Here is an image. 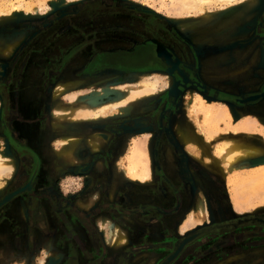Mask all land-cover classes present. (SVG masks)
<instances>
[{"label": "flooded vegetation", "instance_id": "obj_1", "mask_svg": "<svg viewBox=\"0 0 264 264\" xmlns=\"http://www.w3.org/2000/svg\"><path fill=\"white\" fill-rule=\"evenodd\" d=\"M262 11L257 17L255 35L264 51ZM81 12L82 9L78 14ZM108 15L73 16L72 21L64 15L59 19V32L52 37L43 32L56 21L47 23L44 25L46 29L40 28L25 40L26 51L21 66L30 64L28 67L32 69L19 70L20 80L16 81L17 87H21L24 81L25 95L16 91L14 94L7 93L10 97L1 99L5 120H10L7 131L13 138L23 136L26 143L24 145L14 139L17 148L31 155L36 152L31 144L34 145L45 125L42 90L47 87L49 79L93 80L112 73L125 76L130 71L166 72L169 65L141 55V51L144 53L146 48H150L147 54L151 56L156 45L160 44L166 49L173 47L180 55L173 54L178 64L169 74L170 86L154 98L153 109L148 113L106 123H86L84 130L98 128L107 139L99 149L88 145L78 147L79 158L83 160L75 167L80 171L78 177H83V183L87 184L84 193L68 198L57 193L37 191L36 167L31 179L9 196L0 198V209L8 203L20 206L22 201L18 197L29 192L27 199L24 197L23 200L27 223L24 232L6 246H0V264L7 263L13 255L18 258V252H46L43 245H38L40 239H49L60 252L55 257L48 256L46 252L42 264H206L212 254L221 255L230 244L236 247L239 241H231L228 233L231 229L254 226L258 220L264 222V217L255 216L224 220L220 218L223 212L211 209L217 220H206L178 234L177 220L186 208L194 206L197 198L195 191L200 182L198 178L204 173V166L186 151L175 134V127L189 126V122L180 120L187 92H198L206 98L226 100L236 106L255 105L264 102V79L254 90L242 94L208 86L200 79L191 58L186 62L185 51L188 49L176 37L172 26L160 18H148L144 11L130 9L126 5L112 8ZM65 18L68 21L63 20ZM143 41L147 43L141 44ZM132 50L137 53V59L131 63L122 61L121 56ZM21 53L12 58L9 76ZM181 57L182 60L179 59ZM156 62L161 64V68L155 67ZM5 82H0L2 96L7 89ZM145 131H150L152 137L151 182L142 185L122 175L113 183L112 164L124 150L128 135ZM85 199L91 200L87 207L78 203ZM103 218L111 225L118 224L122 228L124 242L112 243L111 234H105L100 228ZM11 222L9 219L10 234L14 231ZM242 235L247 238L257 236L252 229ZM260 237L264 238V231H261ZM200 250L204 253L199 257L196 252Z\"/></svg>", "mask_w": 264, "mask_h": 264}, {"label": "rangeland", "instance_id": "obj_2", "mask_svg": "<svg viewBox=\"0 0 264 264\" xmlns=\"http://www.w3.org/2000/svg\"><path fill=\"white\" fill-rule=\"evenodd\" d=\"M174 1L175 0H0V82L5 80L4 87H7L4 91L5 95L2 96L0 94V145L2 143L3 152L9 153L14 159L16 170L4 184L5 186L0 194V198L7 195L9 196L13 190H16L25 184L28 179H31L32 172L36 167L38 169V182L35 185L37 191L49 194L57 193L68 198H73L74 194L78 195L84 193V186H87V184H85V182L83 183V177H78L80 171L75 167L77 162L83 160L79 158L77 152L78 147L81 146L80 144L85 145L90 143L93 149H97L101 144L99 139L103 140L102 142L107 139V136L100 133L102 130L98 128L92 129L93 132L89 137L87 136L88 138L84 137L86 123H106L125 116H136L138 114L148 113L153 109L152 102L154 98L164 92V90L168 88V85L170 86V75L167 72H139L129 73L125 76L112 73L99 76L93 80H71L68 77L65 78V80L57 79L56 77L49 79L47 87H44L45 89L42 90L44 114L46 118L45 125L34 145L31 144L32 148L36 149V152L31 155L29 152H24L17 148L14 139L26 145L24 137L16 135L13 138L10 136L7 131V126L10 127V120H5V115L1 109V99L10 97L7 93L14 94V92L17 91L20 95H25L24 93L26 90L24 88V81H22L23 84H21V87H17L16 82L20 80L18 78L19 70L25 69L26 71L32 69L28 67L30 64H27L26 67L24 64L21 66V62L24 60L23 55L26 51V49H24L26 44L24 43L25 40L34 32L39 31L40 28L42 30L46 29L47 26L44 25L47 23L56 21L43 32L48 34L49 37H52L53 34L59 32V23L61 22L59 19L64 15H66L68 19H71L73 16L106 17L109 16L108 13L111 12V9H115L118 5H126L130 7V9L134 8L144 11L146 17L160 18L166 24L170 21L179 28L187 27L201 32L211 27L213 22H217L220 10L223 9L219 5H211L208 8L205 7L204 12H197L193 9L179 11V7ZM258 1L259 0H245L237 4V7L248 6L253 10ZM48 8H50V11L47 10ZM238 8H236L235 11L238 10ZM81 9L82 12L78 14ZM262 10L263 9L260 10L259 15L263 12ZM112 12H114V10ZM206 12H209L207 16L204 15ZM67 18L63 20H67ZM231 20L234 19L225 21L226 24L232 25L233 21ZM67 21L64 22L67 23ZM212 37L213 36L210 35L204 39H212ZM34 40H38V37ZM148 50L150 51L151 49L148 48ZM19 53H21V57L17 59L15 67L9 76V64L12 58ZM48 53L51 54L50 51H48ZM147 74H154L160 79L156 94L131 101L124 110L120 108H107L99 117H95L93 120L86 122L77 119L73 120V118L71 120V115L69 114L54 115L56 107L73 109L78 108L80 105L92 104L93 102L97 105L115 102L116 99L122 95V91H120L121 85L136 83ZM57 85L63 87L61 92L56 95L55 89ZM197 94L200 93L189 91L183 98V109L188 116L190 126H183V129L184 132L189 133L191 138H194V140L190 141V143L185 146V149L194 159L198 160L200 164L202 163L201 165L204 166V173L198 178V182H200L198 184V189L195 191L197 198L195 199L194 206L192 208L191 206L190 208L188 207L189 209L186 208L182 216L177 220L176 229L178 234L182 233L185 229L202 224L206 220L213 222L217 220L211 209H218L223 212L220 218L224 220H234L244 216L264 217V182H252L248 179V175H246V173L255 170L254 167L261 164H255V158H253L247 162L246 160H241L237 162L233 168L224 161L227 152V147L224 148V142L231 139H249L256 145L264 148V122L254 117H249L248 115L235 121V116L227 107L230 112L229 115L231 116L232 124H228V122L222 118L219 128L214 127V125H207L208 119L204 118L199 110H194L192 108L193 105H195L194 102ZM208 101L213 103V106L216 108H218L220 103H223L214 100ZM246 124L247 126H244ZM236 127L243 128V131L238 130L236 133L234 131ZM150 133V131H145L128 135L124 150L114 158L112 164L113 183H116V180L120 179L122 175L135 181V179L129 177L125 173L127 168L126 160L132 154L135 144L142 140L147 141L146 147L147 152L149 151V167L152 178V137ZM65 137H71L73 139L72 144H68L66 147H64L61 142ZM145 137L148 138V140L145 139ZM213 162H217V168L213 167ZM241 175H243L242 179L239 177ZM150 182L151 180L144 184L138 183L145 185ZM234 188L237 189L234 190ZM28 194L29 192L27 191L18 197L19 200L21 199L22 201L20 202V206L8 203L0 209V246H6L10 240H14L17 236L20 237L24 232L23 228L27 223L25 222L26 204L23 200L24 197L27 199ZM85 198H88V196ZM199 201L205 202L206 205H204L207 211L203 214L202 218H199L197 221L198 224L191 225L193 223L192 218L198 215L195 208ZM90 202L91 200L89 199L78 201L83 207H87ZM6 216H9V218H6ZM9 219H11V223L14 224V231L11 234L9 233ZM98 222L100 223V220ZM100 228L103 229L105 234H111L110 237L113 244L116 245L121 243H116L113 240L115 230L117 228L122 229L118 224L111 225L109 221H106V218H103V222L100 223ZM248 229L255 230L257 236L255 238L243 236L242 234ZM261 231H264V222L261 223L259 220L254 226L231 229L230 232H228L231 241H239L236 243V247H232V244H230L223 253H220L221 255L212 254V258L206 264H264V238L260 237ZM45 253L46 252L40 254L35 252L34 254H30V252L25 251L18 252L16 253L18 258H16L15 255H13V258L11 255L12 259L6 264H25L23 258L28 256L32 257L33 264H42L41 261H43L42 259ZM201 253H204L203 250L196 252V255L200 257ZM19 256L21 258H19Z\"/></svg>", "mask_w": 264, "mask_h": 264}, {"label": "crops", "instance_id": "obj_3", "mask_svg": "<svg viewBox=\"0 0 264 264\" xmlns=\"http://www.w3.org/2000/svg\"><path fill=\"white\" fill-rule=\"evenodd\" d=\"M262 6L258 1L253 10L248 6H244L238 8L236 12L229 16L222 17L219 14L217 22H213L211 27L205 29L206 31L204 32L187 27L179 28L176 24L168 22L174 28L176 37L180 40L181 44L188 49V51H185L186 62L191 58L193 64L197 67L200 79L205 84L225 92L242 94L254 90L261 80L264 79V51L255 35L256 21ZM229 19H234L231 20L233 21L232 25L226 24L225 21ZM210 35L213 36L212 39H204ZM152 40L158 42L157 39ZM140 43L147 42L143 41ZM163 45L166 46L165 44ZM168 48L174 55L180 57L173 47ZM179 59L182 60V57ZM155 64V67L161 68L160 63L156 62ZM139 72L145 73V71H130L129 73ZM154 72L164 73L165 71L158 70ZM209 99L224 102L236 117H234L235 121L248 115L264 122V102L242 107L236 106L226 100ZM184 112L185 110L181 111L180 120L184 119V122H188L186 112ZM92 132V130L86 129L84 137H89ZM99 140L100 146L104 145L103 140ZM80 145L91 146L90 143ZM38 245L45 247L44 249H46L48 256L55 257L60 253L49 239L46 241L45 239H40ZM23 259L25 260V264H33L32 257L28 256Z\"/></svg>", "mask_w": 264, "mask_h": 264}, {"label": "bare ground", "instance_id": "obj_4", "mask_svg": "<svg viewBox=\"0 0 264 264\" xmlns=\"http://www.w3.org/2000/svg\"><path fill=\"white\" fill-rule=\"evenodd\" d=\"M243 1L245 0H175L174 3H176V5L179 7V11L193 9L197 12L200 11L204 12L205 7L208 8L211 5H219L221 6V8H223L222 10H220L219 14L220 16L225 17L236 12L235 9L238 8L237 4L242 3ZM47 10L50 11V8H48ZM208 13L209 12H206L204 15L207 16ZM147 34L151 35L149 33ZM167 83H168V79H167ZM159 84H160L159 77H156L154 74H147L146 76H144V78H140L136 83L134 82L133 84L128 83L121 85L122 87H120L121 88L120 91H122V95L118 99H116L115 102L109 104H102V105H97L93 102L92 104L80 105L78 108H73V109L56 107L54 110V115L69 114L71 115L70 117L71 120L73 118V120L77 119L79 121L81 120L90 121L93 120L95 117H99V115L102 112H104L105 109L107 108H120L121 110H124L127 104L129 105L131 101L137 100L139 98H146L156 94ZM62 87L63 86L61 85H57L55 89L56 95L61 92ZM194 104L195 105H193L192 108L194 110H199L200 114L203 115L204 118L208 119L207 125H214V127L219 128V124L222 122V118H224V120H226L228 124H232L231 123L232 119L231 116L229 115L230 112L227 109V106L224 102L220 103V105L218 104L219 106L218 108H216L213 106V103H210L206 99L205 96L197 94ZM244 126H247V124ZM238 130L243 131V128L241 127L234 128V131L236 133ZM175 134L178 137L177 139H179L180 143H182L184 146H187L190 143V141L194 140L193 137L191 138L189 133L184 132L183 125L176 127ZM146 137L145 139L148 140V138ZM72 141L73 139L71 137H65L61 140L64 147H66L68 144H72ZM146 144L147 141L145 140L136 143L135 148L132 151V154L126 160L127 168L125 170V173L129 177L135 179V181H138L139 183H147L151 180V170L149 167L150 164H149V156H148L149 151L147 152ZM1 145H0V194L4 189L5 186L4 184L7 182V179L14 173V171H16L14 159L9 153L3 152L2 149L3 145L2 146ZM225 147H227V152L224 157V161H226L227 164H230L233 168L236 165V163L241 160H246L247 162L248 160H252L253 158H257L262 154H264V148L256 145L253 141H250L249 139H244V140L231 139L229 141L224 142V148ZM212 164L213 167L217 168V162L216 163L213 162ZM260 164L261 165L254 167L255 170H253L252 172L246 173V175H248V179L251 180L252 182H256V181L264 182V163H260ZM239 177L242 179L243 175ZM235 189L237 188H234V190ZM204 204L205 202L203 201H199V203L197 204L195 210L197 211L198 215L192 218L193 223L191 225L196 223L198 224L197 221L199 220V218H202L203 214H205V212L207 211L205 207L206 204L205 205ZM124 238L125 236L123 232L120 229H116L113 234V240L116 243L117 242L122 243L124 242Z\"/></svg>", "mask_w": 264, "mask_h": 264}, {"label": "water", "instance_id": "obj_5", "mask_svg": "<svg viewBox=\"0 0 264 264\" xmlns=\"http://www.w3.org/2000/svg\"><path fill=\"white\" fill-rule=\"evenodd\" d=\"M260 4H262V9L264 10V0H259ZM133 51V52H132ZM128 53H124L121 57H122V61H127L128 63H131L132 61H135L137 59V53L135 52V50H132ZM149 50L146 48L144 53L141 51V55H145V59L151 57L152 60L154 59H159L162 63L169 65V67L166 68V72L168 74L173 73V68L175 66H177L178 61L174 58L173 53L171 51H169V49H166L165 47H163L162 45H156V49H155V53H153L151 56H148ZM156 54V55H155ZM183 80L185 81V77H183ZM176 84H180V83H176ZM175 84V85H176ZM256 96H253L252 98H255ZM208 100H210L209 98H207ZM254 163L255 164H259V163H264V155L257 157L254 159Z\"/></svg>", "mask_w": 264, "mask_h": 264}]
</instances>
